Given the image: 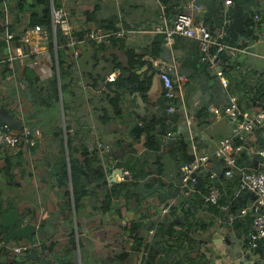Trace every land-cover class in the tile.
<instances>
[{
    "label": "crops",
    "instance_id": "crops-1",
    "mask_svg": "<svg viewBox=\"0 0 264 264\" xmlns=\"http://www.w3.org/2000/svg\"><path fill=\"white\" fill-rule=\"evenodd\" d=\"M189 1L167 0V4L161 0L53 1L69 14L75 31L103 30L102 23L110 18L116 20L117 28L135 31L125 39L106 45L86 43L80 47L76 59L64 45L58 47L50 33L45 40H37L34 35L23 37L24 31L31 27L32 15L41 14L42 7H26L22 11L19 0H5L0 4V123L6 120L15 128L23 125L37 128L42 135L40 142L30 149L0 148V208L3 209L0 211L7 213L17 209L22 221L53 229L47 238L62 243L68 237L71 220L75 235L81 239L88 237L90 241L89 244L83 241L86 263L107 264L114 252L129 249V245L122 243L123 236L127 235L122 227L127 221L137 219L138 208L134 203L129 211L122 208V217L114 211L102 214L95 208L96 200L86 196L78 219L72 208L71 182L66 186L59 184L61 170L66 166L70 171V158L85 163L98 151L101 157L104 156L103 170L105 164L122 167L132 179L126 165L130 159L134 160V156L141 157L146 152L143 126L154 117L172 118L180 113L181 123L172 129L173 136H160L161 153H164L162 166L151 161L146 169L151 179L158 178L156 173L162 168L161 181L152 187H146L142 181L137 189L145 198L140 213L145 209L150 213L143 221L142 232L149 239L148 230L154 228L156 235L157 223L162 221L164 229L175 226L174 236L188 235L181 241L174 237L155 238L161 252V264H170L174 260L181 264H264V246L262 253L249 249L253 215L248 209L254 202V195L240 190L238 174L221 182L219 204L211 205L205 201L209 183L207 174L218 159L198 172L199 184L195 192H190L181 182L182 166L169 149L180 135L186 133L190 146V130L199 154L214 153L225 138L234 136L236 120L224 114L230 95L237 96L244 111L258 113L264 110V100L258 97L264 94V17L258 16L264 12V0L260 5H256V0H209L210 8L201 5V12L195 17L196 24L205 23L218 42L247 48V52L238 51L235 56H230L225 64L234 78L231 84L222 71L221 60L216 66L200 61L198 40L178 37L168 46L155 41L153 30L157 26L164 27L184 12ZM31 3L32 0H26L25 5ZM231 6L235 9L248 7L255 15L240 10L235 19H230ZM225 9H228L226 14ZM247 24L254 29L251 38L242 34ZM6 32L13 33L14 38L8 41ZM253 36H256L254 40ZM225 37H230L229 42ZM37 43L44 49L33 54L31 49ZM155 49L160 51L159 56L153 55ZM10 56L14 58L12 62L8 61ZM172 58L185 75L187 116L193 118L186 129L182 125L185 120L182 101L173 115L164 113L155 102L163 84L154 63ZM114 70L120 71L116 82H107V76ZM220 73L229 81L227 89L220 84L210 85L211 81L222 77ZM260 90L262 92L258 93ZM114 100H118L117 110L112 104ZM205 109L207 115L200 124L198 118ZM263 136L264 130L258 134L253 132L249 143L256 148ZM90 141H94L93 150L89 148ZM99 144L108 146L109 151L102 153ZM240 163L249 170L262 164L251 154H246ZM99 193L98 197H102L103 191L102 196ZM165 208L169 212L162 217ZM232 208L235 214L230 211ZM242 210L247 213H241ZM97 215L101 218L93 221ZM76 221L83 222L82 227L88 228L89 232L77 233ZM249 223L245 234L242 229ZM35 240L42 244L38 236L27 239L28 242ZM21 242L25 241L11 239L9 243ZM39 256L34 254L33 257Z\"/></svg>",
    "mask_w": 264,
    "mask_h": 264
},
{
    "label": "built area",
    "instance_id": "built-area-1",
    "mask_svg": "<svg viewBox=\"0 0 264 264\" xmlns=\"http://www.w3.org/2000/svg\"><path fill=\"white\" fill-rule=\"evenodd\" d=\"M202 7L195 5L194 1L187 2L185 11L175 16L169 21V24L164 27L157 26L154 33H165L167 44L171 45L178 37H186L196 39L200 43L201 57L200 61L211 66H216L220 54L227 51L230 56H235L238 51L247 52V48H236L227 46L214 39L204 24H196L195 17L201 12ZM258 19V16L254 17ZM51 30L40 24H36L27 28L23 37L34 35L37 40H45L49 35L52 36L54 43L57 41V31L60 30L64 38V46L71 52L73 58H78L80 55V47L86 43L94 45H106L113 41L125 39L128 35H133L134 30H126L118 28L117 30H88V31H75L69 21V14L60 6H56L52 0L51 5ZM14 34L6 32V39L12 40ZM216 47V51L212 52V47ZM43 47L38 43L35 45L31 52L39 54L43 51ZM14 58L10 56L8 61L12 62ZM158 70L159 77L163 86L166 88V96L170 101L167 114L173 115L176 112V105L173 103L174 99L183 102L182 111L184 112L187 125L192 123L193 118L187 116V108L184 104L185 93L183 83L185 75L180 71L177 61L172 58L170 60H157L154 63ZM120 75L119 70L112 71L106 78L107 82H116ZM221 75V73H220ZM222 76V75H221ZM220 85L223 88H228L229 81L225 77H220ZM178 102V104H179ZM224 114L236 120L237 131L234 136L225 138L222 143L217 147L212 154H199L197 153L194 145V136L190 130L189 142L194 155L191 162L183 164L181 167V182L185 189L190 192H195V187L198 185V172L204 169L214 159H222L224 166L213 170L208 179L209 183L206 187L207 193L205 201L211 205L217 206L222 197L221 182L224 179H230L238 174L240 190L247 191L254 195V202L249 207V212L252 213V224L249 235V249L255 251L259 243L264 240V136L262 137L258 147L254 148L249 143L251 134L257 130H264V110L258 113L244 111L239 103L237 96L230 95L228 103L225 107ZM141 125V124H140ZM40 129H33L25 125L21 127H12L3 122L0 123V148L5 147L11 150H19L21 148H33L41 140ZM167 137L173 136L168 133ZM102 153L109 151L108 146L99 144ZM242 153L255 155L258 157L262 164L255 170H249L239 162V156ZM169 209L162 210V217L168 214ZM241 213H247V210H242ZM150 238L147 243V251L144 252V263L147 260L149 250L153 244L155 229L148 230ZM77 239L80 237L77 235ZM41 242H21L18 244L10 245L4 241V236L0 237V251L8 255V259L19 257L33 248L39 246ZM79 251V249L77 250ZM76 251V252H77Z\"/></svg>",
    "mask_w": 264,
    "mask_h": 264
},
{
    "label": "trees",
    "instance_id": "trees-1",
    "mask_svg": "<svg viewBox=\"0 0 264 264\" xmlns=\"http://www.w3.org/2000/svg\"><path fill=\"white\" fill-rule=\"evenodd\" d=\"M5 0H0V4H2ZM55 2V0H53ZM164 4H167V0H161ZM231 1V0H229ZM26 0H19V8L24 11L26 7H32V8H39L42 7L41 14H34L32 15L29 26H34L36 24H40L43 27L47 28L49 32H52L51 30V5L52 0H32V3L30 5H25ZM55 4V3H54ZM178 4V2L176 3ZM261 14L264 17L263 13H258V16ZM116 20L114 18L107 19L104 23H102V29L107 30H117L116 27ZM244 36H247L249 38L252 37L254 34V29L249 28V25L247 24L246 29L242 33ZM256 38V36H253V40ZM51 39L53 40L52 36ZM64 44V38L61 34V31H57V41L56 45L59 47V45ZM216 51V47H212V52ZM161 53L159 50H154V56H159ZM230 55L228 53H221L219 61L221 60V67L222 71L225 72V76H227L231 82L234 81V78L229 75L231 72L230 67H226L225 64L227 60H229ZM218 61V62H219ZM56 89L55 94L57 96L58 93V82L55 80L54 82ZM61 88L62 84H61ZM232 93L234 91H231ZM262 91H258V93H261ZM259 95V94H258ZM58 97V96H57ZM260 99L264 100V94H260L258 96ZM58 100V99H57ZM118 100H114L112 104L117 110L118 106ZM206 109L204 110L203 114L200 115L198 118L200 124L202 122V119L206 117ZM181 114L177 113L172 118H169L168 116H161V117H154L151 119L147 124L143 126V133L146 135V143H145V149L146 152L141 157H135L134 160L130 159L126 165L128 168L130 174L132 175V179L130 181H123L119 184H113L110 186H107L103 190V196L98 197V193L102 186H106L107 182L105 179V171L103 170L102 165V158L101 155L98 153V151L94 152V155L92 158L87 159V162L82 163L76 159L70 158V171L68 172L67 167L64 166L61 170V177L59 184L60 185H68L69 182H71L72 186V197H73V203L72 208L74 209L75 216L79 219L80 211L84 207V197L90 196L91 199L96 200L95 201V208L102 214L111 213L114 211L118 216L122 217V208L129 211L132 208V204H136V208H138L137 213L138 217L135 220L127 221L125 225L122 227V229L127 232V235L123 236L122 243L123 245H129V249H121L117 251L116 253H113V256L108 259L107 264H143L144 256L142 255L143 252L147 251V243L148 238L144 232H142V225L143 221L149 217L150 213L149 210L145 209L144 212L140 213V210L143 206V200L145 199L142 195H140L139 191H137L139 184L143 181L145 183V186L152 187L157 182L161 181L160 177L164 174V170L160 168L156 175H158V178H151L149 179V173L147 167L148 164L151 163V161L156 164L162 166L163 164V158L164 153H161V135L166 136L168 133L172 132V129L177 127L181 123ZM3 123V122H1ZM257 131V134L262 133V130L257 129L254 132ZM188 134H182L180 135V139L177 140L173 145H170L169 149L174 152V155L172 157L175 158L176 162L179 164V166L189 163L193 160L194 155L191 149V146H189L188 141H186ZM155 152V153H150ZM247 153H242L239 156V162H241V159L244 158V156ZM134 162V164H133ZM217 163V164H216ZM216 163H212L210 166L212 170L207 174L209 177L210 173L213 170H216V166L218 168H221L224 166L222 159L216 160ZM123 196L122 205L120 206V197ZM140 208V209H139ZM0 210H3L0 208ZM6 211V210H5ZM232 213L235 214V209L232 208L230 210ZM76 228H80V222L76 221ZM70 225V229L68 232V237L66 238L65 242L62 243L59 240H53L48 239L47 237H44V239H41L42 244L38 248H33L32 250L27 251L26 253L20 255L19 257H15L12 259H8L7 254L2 251H0V264H44V262H47V264H79L78 259L75 256L76 251L78 249H83L84 247V239H77L75 235V227H72V221L68 223ZM173 225V224H172ZM242 226V225H240ZM238 226V227H240ZM248 226L246 228L242 229V232L247 234ZM165 224L162 223V221L157 223L156 227V235L154 237L153 244L149 250L147 260L145 264H161V257H160V250L158 248V243L155 241V238L157 237H174L177 241H181L183 237L188 235H179L178 237L174 236V230L175 226H167L166 229ZM174 228V229H173ZM173 229V230H172ZM190 230V229H189ZM251 231V229H250ZM249 231V232H250ZM7 230L0 225V237L2 235H5ZM12 240H21L18 237L12 238ZM263 241L262 240L259 243L258 248L255 250L258 253H262L263 248ZM34 254L40 255L37 259H35L33 256ZM86 253L80 254V261L81 264H87ZM143 262V263H142ZM170 264H181L179 260H174Z\"/></svg>",
    "mask_w": 264,
    "mask_h": 264
},
{
    "label": "water",
    "instance_id": "water-1",
    "mask_svg": "<svg viewBox=\"0 0 264 264\" xmlns=\"http://www.w3.org/2000/svg\"><path fill=\"white\" fill-rule=\"evenodd\" d=\"M263 0H256V5H260L262 3ZM194 3L195 5L197 6H205L206 8H210L211 6V1L209 0H194ZM236 7H238L236 5ZM229 9V8H228ZM228 9H225L224 10V14H226L228 12ZM242 10V11H245V12H248L250 15H255V11L254 10H249L248 7H243V8H240V9H235L234 6L230 8V16L229 18L230 19H235L238 14V12ZM241 11V13H242ZM234 12V14H233ZM240 14V13H239ZM222 24V22H221ZM226 25V24H225ZM204 26H206V24L204 23ZM230 27H232V23L229 24ZM165 33H156L154 35V39L156 42L158 43H162L166 46H168L167 44V41L165 39ZM225 40H227V42H229L230 40V37H225ZM216 84H220V80H214V81H211L210 85L214 86ZM221 86V85H220ZM166 88L163 86L162 87V90L160 92V95L158 98H156L155 102L161 107L164 109V113L166 112V109L168 108V98L166 96ZM172 101V100H169V102ZM178 100L177 99H174L173 100V103L177 106L178 105ZM184 104L186 106V108L188 107V99L185 98L184 100ZM167 113V112H166ZM185 118V116H184ZM5 123L9 124L10 126L14 127L13 124H10L8 121H4ZM183 128L186 129V126H187V121H186V118L185 120L183 121ZM140 126V125H139ZM138 127V126H137ZM141 127V126H140ZM90 145V150H93L94 149V141H90L88 143ZM104 170H105V179H106V182H107V185L105 186H102L101 187V192L99 193V196H102V191L107 187V186H110V185H113V184H119L121 183L122 181H130L131 180V177L130 175L124 171V168L122 167H111L110 165L108 164H105L104 165ZM199 184V182H198ZM123 196L120 197V206L122 205V200H123ZM108 214V213H107ZM19 211L17 209H12L10 211H8L7 213H4L2 211H0V225L1 227L5 228L7 230V234L4 236V241L6 243H9L10 240L14 237H18L20 239H23V240H27L29 237L31 236H38V237H42V235L44 237H50V233L54 232L53 229H50V228H42V227H39L37 224H34V223H31V222H24L20 219L19 217ZM108 216V215H107ZM101 218V215H97L96 217H93V221H97V219H100ZM84 221V220H83ZM83 222L82 224H80V228L78 229L77 233H85L87 234L89 232V229L88 228H83ZM85 242L87 244L90 243L88 237H86L85 239ZM85 249L83 248L82 250L79 249V251L76 252L75 256L77 257L78 259V263L81 264V261H80V254L82 252H84Z\"/></svg>",
    "mask_w": 264,
    "mask_h": 264
},
{
    "label": "rangeland",
    "instance_id": "rangeland-1",
    "mask_svg": "<svg viewBox=\"0 0 264 264\" xmlns=\"http://www.w3.org/2000/svg\"><path fill=\"white\" fill-rule=\"evenodd\" d=\"M222 90H224L223 88H222ZM2 237V236H1ZM41 239H44V236L42 235V237H41ZM13 241V240H12ZM25 242H27V240H24ZM142 255H144V252L142 253ZM143 262H144V260H143ZM142 262V263H143ZM143 264H145V263H143Z\"/></svg>",
    "mask_w": 264,
    "mask_h": 264
},
{
    "label": "flooded vegetation",
    "instance_id": "flooded-vegetation-1",
    "mask_svg": "<svg viewBox=\"0 0 264 264\" xmlns=\"http://www.w3.org/2000/svg\"><path fill=\"white\" fill-rule=\"evenodd\" d=\"M123 182V181H122ZM40 238V237H39Z\"/></svg>",
    "mask_w": 264,
    "mask_h": 264
}]
</instances>
